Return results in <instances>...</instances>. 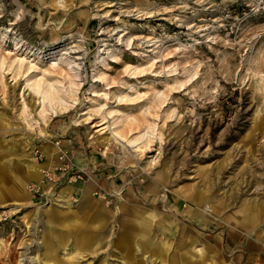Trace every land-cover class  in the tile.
Returning a JSON list of instances; mask_svg holds the SVG:
<instances>
[{
	"label": "rangeland",
	"instance_id": "374dc122",
	"mask_svg": "<svg viewBox=\"0 0 264 264\" xmlns=\"http://www.w3.org/2000/svg\"><path fill=\"white\" fill-rule=\"evenodd\" d=\"M0 57V264L87 208L61 263L264 264V0H0Z\"/></svg>",
	"mask_w": 264,
	"mask_h": 264
},
{
	"label": "bare ground",
	"instance_id": "6f19581e",
	"mask_svg": "<svg viewBox=\"0 0 264 264\" xmlns=\"http://www.w3.org/2000/svg\"><path fill=\"white\" fill-rule=\"evenodd\" d=\"M75 49L77 50L78 47H76V46L72 47V50H75ZM72 52L74 54H76L77 51H72ZM77 54H78V56L75 57L73 60H71V61L68 60V61H64L63 62V63H67L69 68L73 72H79L78 70H80L81 64L78 61H82L83 60L81 55L79 53H77ZM64 55H67V53L64 54ZM4 60H3V62H4ZM4 64H6V63H4ZM20 65H21L20 68H23V64H20ZM53 65H54V67L58 66V68H61L60 64L58 62L54 63ZM41 80H39V81L36 80L34 89L42 97L43 103L45 104V102H49L52 106L55 105L56 103H58V105H61L63 107L67 106V103H65V101L62 98H60L58 89L55 88L51 84H47L46 87H45L44 86L45 84L44 83L42 84ZM94 95L97 96L96 94H94ZM102 130H104V129L102 128ZM129 143L132 144L133 146H136V144H134L135 142H131L130 141ZM12 181L14 183V180H12ZM10 184L11 183H9V185H8L6 183L5 185L2 186V188H0V195L1 196H4L5 194H7V195L9 194V195H13V196H19V197L22 196L23 198L26 196L25 191L23 192L24 189L23 190L19 189L18 188L19 186H17L15 183L12 184V185H10ZM20 187H22V186H20ZM165 199L166 198L164 197V200ZM58 202H64V204L65 203L67 204L69 201L68 200H64V199L63 200L60 199ZM88 218L91 219L92 222L94 221V219L99 221L98 216L95 215V214L92 215V216H89ZM250 220L254 221V220H256V218H254V216H253ZM67 228H68V235L66 236V240L65 241L68 242L67 248H68V251H69V250H72V249H74V250L76 249L75 243H74L75 239H80V240H78L77 244H80L81 240H83L84 243H86V241L88 242L89 239H91L90 238L91 235L88 233V230L91 229V232H93L95 230L97 231V230H100L102 228V226L99 225L97 227H91L89 225L87 227V225H82L81 223L80 224L79 223H70V225L67 226ZM138 231L140 232V235L142 237V242L138 244V250L141 252V256L142 255L145 256V254L150 251L151 247H153V243L150 242V239L147 236L148 232L147 233H146V231H142L141 232V229L137 227L135 229V232H138ZM162 231L165 233L164 235H166V234L169 235L168 231H166L165 229L162 228ZM50 234L52 236L50 239L47 236L48 240L45 239L44 242L40 243L41 245H38L37 247H34L33 249H30V247L32 246L33 242L30 243V244H26V243L25 244H21L22 247H19V249L23 250V252H21L16 264H27L28 259H29L28 256L31 255V254L34 255V257H32V259H31L32 263L33 264H40L41 263V257L39 256L40 253L41 254L43 253L42 254L44 256L43 260L46 261V262H43V264H45V263L46 264H69L70 262L73 263V260L75 259L73 257H71V258L69 257L68 260H66L65 262H62V263L59 261V258L57 256L58 250L55 249L54 246L58 242L57 240L60 239V238L53 231ZM77 235H80V238ZM71 238H73V240ZM152 241H154V240L152 239ZM67 248H66V250H67ZM30 250H31V252H29ZM158 251H160V250L158 249ZM197 253L200 254L199 255L200 258H194L193 256L189 255V252L186 251V250H182L180 252V254L178 252L179 257H177L178 258L177 264H204L205 254L202 251H197ZM13 258H15L14 255H12L11 258H9L8 260L5 259V261H4L5 263L3 262V264H11V261L12 262L14 261ZM125 260H126V258H125ZM39 261H40V263H39ZM141 261H142L143 264H145V257L141 258ZM126 262H129V260H127Z\"/></svg>",
	"mask_w": 264,
	"mask_h": 264
},
{
	"label": "crops",
	"instance_id": "0c3cea01",
	"mask_svg": "<svg viewBox=\"0 0 264 264\" xmlns=\"http://www.w3.org/2000/svg\"><path fill=\"white\" fill-rule=\"evenodd\" d=\"M82 188H74L73 187V192H75V191H77L79 194V196H81V204H83L84 205V201H83V199L84 200H87L88 199V196L87 195H83L82 194V190H81ZM71 190V189H70ZM72 191V190H71ZM68 200V199H67ZM69 201V200H68ZM86 206V205H85ZM87 207V206H86ZM87 211H89L88 212V214L86 213V211H85V213L83 214V217L81 216V220H79V221H77L76 223H81L82 225H87V227L90 225L91 227H97V226H95V224L92 222V220L91 219H89L88 217L89 216H92V215H96V213H92L91 211H90V208H89V210H88V208H87ZM65 214L66 213H61V214H59L58 216H60V217H58L59 219H63V221H61L62 223L64 222L65 223V221H64V216H65ZM100 220V219H99ZM71 222V221H70ZM92 222V223H91ZM71 223H73V222H71ZM99 225H101L102 226V228L100 229V230H102L103 229V223H100ZM98 225V226H99ZM160 228L162 229L163 228V226H160ZM64 231L66 232V234L63 236V238L62 239H58L57 241L59 242V241H63L65 244H66V246H67V244H68V242H66L65 240H66V236L68 235V228H67V226H64ZM100 230H97L98 232L100 231ZM94 232V231H93ZM93 232H91V229H89L88 230V233L91 235V237L90 238H92V233ZM165 234V233H164ZM74 235V234H73ZM79 238H80V235H77ZM72 240H73V238H71ZM78 240H80V239H75L74 241V243H75V247H76V249L78 248V250H83V248L82 247H80V245L79 244H77V242H78ZM91 239H89V241H90ZM57 242V243H58ZM56 243V244H57Z\"/></svg>",
	"mask_w": 264,
	"mask_h": 264
}]
</instances>
